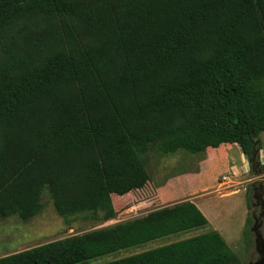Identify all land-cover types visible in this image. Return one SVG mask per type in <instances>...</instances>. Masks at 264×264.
Here are the masks:
<instances>
[{"label": "trees", "instance_id": "trees-1", "mask_svg": "<svg viewBox=\"0 0 264 264\" xmlns=\"http://www.w3.org/2000/svg\"><path fill=\"white\" fill-rule=\"evenodd\" d=\"M262 133L264 0H0V217L30 221L47 189L67 222L111 221L150 152L255 159ZM209 223L186 201L0 264H79ZM106 264L244 263L211 230Z\"/></svg>", "mask_w": 264, "mask_h": 264}, {"label": "rangeland", "instance_id": "rangeland-1", "mask_svg": "<svg viewBox=\"0 0 264 264\" xmlns=\"http://www.w3.org/2000/svg\"><path fill=\"white\" fill-rule=\"evenodd\" d=\"M260 140L261 149L255 159L245 155L237 145L207 150L198 155L185 151H179L173 156L150 152L147 156V169L151 180L141 190L123 198L115 196L117 216L107 222L94 220L90 214L71 218L67 222L56 213L48 190L45 189L42 194L43 211L35 218L23 222L17 217H0V258L138 219L159 208L191 201L209 220L207 227L171 235L79 264H106L211 230L223 236L244 264L256 262L259 256L255 236L251 233V236L246 237V231L248 218L251 216L253 219V215L261 213L260 207L254 206L253 188L261 186L264 190V133L260 135ZM253 224L249 226L250 231ZM262 233L264 236V225ZM247 238L250 239L249 244Z\"/></svg>", "mask_w": 264, "mask_h": 264}, {"label": "water", "instance_id": "water-1", "mask_svg": "<svg viewBox=\"0 0 264 264\" xmlns=\"http://www.w3.org/2000/svg\"><path fill=\"white\" fill-rule=\"evenodd\" d=\"M245 157L247 159V156ZM247 163H249L248 160ZM254 199L258 201L260 197L255 196ZM260 207L261 213L258 216L253 215L254 224L251 228V233L255 236V247L259 258L256 262H250L249 264H264V236L262 233V227L264 225V199L260 202Z\"/></svg>", "mask_w": 264, "mask_h": 264}, {"label": "flooded vegetation", "instance_id": "flooded-vegetation-1", "mask_svg": "<svg viewBox=\"0 0 264 264\" xmlns=\"http://www.w3.org/2000/svg\"><path fill=\"white\" fill-rule=\"evenodd\" d=\"M262 189H263V187H261V186L253 188V193H254L253 197H255V196L260 197V199L258 201L255 200V204H254L255 207H260V202H262V199H264V190H262ZM260 211H261V207H260Z\"/></svg>", "mask_w": 264, "mask_h": 264}, {"label": "crops", "instance_id": "crops-1", "mask_svg": "<svg viewBox=\"0 0 264 264\" xmlns=\"http://www.w3.org/2000/svg\"><path fill=\"white\" fill-rule=\"evenodd\" d=\"M225 146H228V145H225ZM223 147V146H222ZM221 148V147H220ZM208 150H215V149H208Z\"/></svg>", "mask_w": 264, "mask_h": 264}]
</instances>
